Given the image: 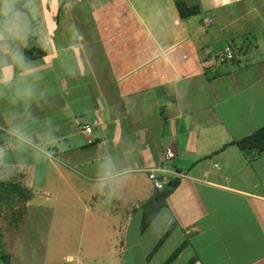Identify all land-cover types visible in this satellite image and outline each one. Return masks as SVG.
Instances as JSON below:
<instances>
[{
	"label": "crops",
	"instance_id": "0c3cea01",
	"mask_svg": "<svg viewBox=\"0 0 264 264\" xmlns=\"http://www.w3.org/2000/svg\"><path fill=\"white\" fill-rule=\"evenodd\" d=\"M177 1L28 0L44 56L31 72L0 68L35 89L30 115L0 97V174L32 194L9 230L11 264H32L23 245L52 239L41 228L58 209L95 261L67 252V264H164L182 244L170 264H264V150L235 143L264 126V0H185L198 9L186 18ZM152 169L178 185L142 231Z\"/></svg>",
	"mask_w": 264,
	"mask_h": 264
},
{
	"label": "trees",
	"instance_id": "16d2710c",
	"mask_svg": "<svg viewBox=\"0 0 264 264\" xmlns=\"http://www.w3.org/2000/svg\"><path fill=\"white\" fill-rule=\"evenodd\" d=\"M177 9L182 18L192 16L198 13V9L195 7H188L185 0H179L176 2ZM31 27L33 28V20H31ZM44 56V51L42 50L36 36L30 32L28 36L27 45L25 48V58L26 60L42 58ZM240 148H255L258 151L264 150V126L256 130L252 134L238 140L235 142ZM178 180L172 179L164 186L163 189H156L153 195L142 205L143 215H142V226L141 230L145 231L153 220L156 218L160 210L166 206L167 197L173 192L177 187ZM32 194L20 184L13 182H5L0 180V209H4L2 203H7L6 207L12 211V219L14 222L21 220L24 210V202L29 200ZM23 202V203H22ZM19 215V216H17ZM17 218V219H16ZM173 229L171 226L161 240L154 247L150 256H152L163 244L165 239L169 236ZM3 227L0 223V247L3 246ZM185 244L180 245L165 261L164 264H170L183 250ZM1 260L2 264H11V255L1 250ZM194 259L188 264H193Z\"/></svg>",
	"mask_w": 264,
	"mask_h": 264
},
{
	"label": "clouds",
	"instance_id": "9594fccd",
	"mask_svg": "<svg viewBox=\"0 0 264 264\" xmlns=\"http://www.w3.org/2000/svg\"><path fill=\"white\" fill-rule=\"evenodd\" d=\"M28 0H0V68L7 66L9 62H14L24 72H31V68L22 51L16 47L17 41L26 42L30 33L31 21L28 15ZM6 89L11 90L10 102L13 105L23 103L25 113L35 96L33 85L26 80H18L15 83L8 82L0 76V97H4ZM17 113L10 114V120L17 118ZM21 147L32 143L31 139L26 136L20 126L13 128ZM49 141L54 139L51 131L45 134ZM4 157V152L0 149V160ZM104 169V177H110L111 166L106 163L101 166Z\"/></svg>",
	"mask_w": 264,
	"mask_h": 264
},
{
	"label": "rangeland",
	"instance_id": "374dc122",
	"mask_svg": "<svg viewBox=\"0 0 264 264\" xmlns=\"http://www.w3.org/2000/svg\"><path fill=\"white\" fill-rule=\"evenodd\" d=\"M0 180L9 182V179H7L3 174H0ZM6 205L7 203H2L4 209H0V222L6 236L4 238V246L0 247V255L1 250H4L5 252L9 251V246L11 245L9 238L11 231L9 230L13 228H11V226L14 223L12 219V211L8 210ZM45 215L47 216V221L52 222V226L49 229L47 228L48 224H45L46 227L41 229L42 231L45 230L46 232L50 230L52 233V239L49 242L46 240L43 243H36L35 240L33 243L23 245L28 248L29 252L36 253L35 257L31 261L32 264H67V252L75 258L83 256V259L88 263L95 262L90 259L89 256L85 254L80 255L78 253L76 242L78 241L80 228L67 229V212L63 211L62 209H58L54 212L51 211L49 213H45ZM131 229L135 231V227H132ZM67 230L70 232V245L67 244ZM103 246H105V244ZM99 248H101V246ZM96 250L97 252H101L102 248L101 250ZM85 251L87 252V250ZM129 251H132V249H129ZM0 264H2L1 257Z\"/></svg>",
	"mask_w": 264,
	"mask_h": 264
},
{
	"label": "built area",
	"instance_id": "2783aa9c",
	"mask_svg": "<svg viewBox=\"0 0 264 264\" xmlns=\"http://www.w3.org/2000/svg\"><path fill=\"white\" fill-rule=\"evenodd\" d=\"M216 54H217V56L219 57V59L221 61L231 60V59L234 58V52H233V50L230 47L221 48V49H219L217 51ZM90 132H91V128L87 127L86 133H90ZM173 157H174V153L171 152L170 150H167L165 160H170ZM159 171H161V170L160 169H152V170H150L149 178L153 182L154 186L157 189H163L164 186L168 183V179L166 177H162L161 178L158 175Z\"/></svg>",
	"mask_w": 264,
	"mask_h": 264
}]
</instances>
